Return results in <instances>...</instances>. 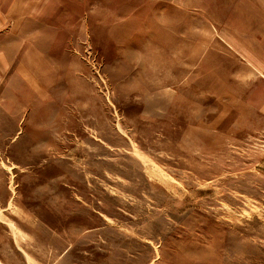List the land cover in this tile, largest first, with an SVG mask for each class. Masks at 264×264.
Masks as SVG:
<instances>
[{"label":"rangeland","instance_id":"1","mask_svg":"<svg viewBox=\"0 0 264 264\" xmlns=\"http://www.w3.org/2000/svg\"><path fill=\"white\" fill-rule=\"evenodd\" d=\"M0 264H264V0H0Z\"/></svg>","mask_w":264,"mask_h":264}]
</instances>
